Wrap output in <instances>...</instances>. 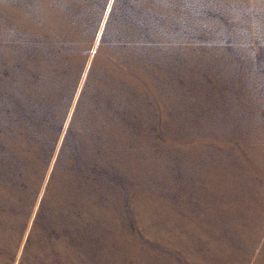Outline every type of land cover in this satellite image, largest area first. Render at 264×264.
Wrapping results in <instances>:
<instances>
[{"label": "rangeland", "instance_id": "obj_1", "mask_svg": "<svg viewBox=\"0 0 264 264\" xmlns=\"http://www.w3.org/2000/svg\"><path fill=\"white\" fill-rule=\"evenodd\" d=\"M0 264H264V0H0Z\"/></svg>", "mask_w": 264, "mask_h": 264}]
</instances>
